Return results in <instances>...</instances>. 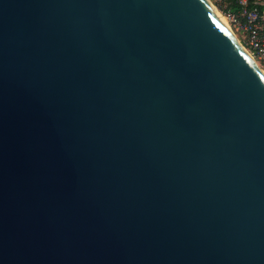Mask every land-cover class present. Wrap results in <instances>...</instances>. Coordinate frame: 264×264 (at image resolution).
Instances as JSON below:
<instances>
[{"label":"water","instance_id":"obj_1","mask_svg":"<svg viewBox=\"0 0 264 264\" xmlns=\"http://www.w3.org/2000/svg\"><path fill=\"white\" fill-rule=\"evenodd\" d=\"M0 264H264V74L206 0H0Z\"/></svg>","mask_w":264,"mask_h":264},{"label":"built area","instance_id":"obj_2","mask_svg":"<svg viewBox=\"0 0 264 264\" xmlns=\"http://www.w3.org/2000/svg\"><path fill=\"white\" fill-rule=\"evenodd\" d=\"M222 6L221 13L237 42L264 71V0H211ZM256 63V62H255Z\"/></svg>","mask_w":264,"mask_h":264},{"label":"bare ground","instance_id":"obj_3","mask_svg":"<svg viewBox=\"0 0 264 264\" xmlns=\"http://www.w3.org/2000/svg\"><path fill=\"white\" fill-rule=\"evenodd\" d=\"M207 1V3L209 4V6L211 7V9L213 10V12L217 15V17L228 27V29L231 31V33H232V35H233V37H235V39L237 40V36L235 35V33L231 30V28H230V26H229V24H228V22H227V20L225 19V17L221 14V13H219V12H217V11H215V8H214V5L211 3V1L210 0H206ZM243 50H244V52L246 53V54H248V55H250L249 53H248V51L246 50V49H244L243 47H241ZM256 62V64H257V66L260 68V70L263 72V74H264V71H263V69L261 68V66L258 64V62L257 61H255Z\"/></svg>","mask_w":264,"mask_h":264},{"label":"rangeland","instance_id":"obj_4","mask_svg":"<svg viewBox=\"0 0 264 264\" xmlns=\"http://www.w3.org/2000/svg\"><path fill=\"white\" fill-rule=\"evenodd\" d=\"M211 1V0H210ZM211 3L214 5L215 11L221 13L222 10V6H218L216 4L213 3V1H211ZM222 14V13H221ZM223 15V14H222Z\"/></svg>","mask_w":264,"mask_h":264}]
</instances>
